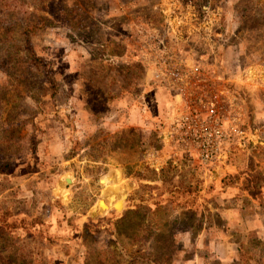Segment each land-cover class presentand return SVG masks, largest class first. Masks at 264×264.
I'll list each match as a JSON object with an SVG mask.
<instances>
[{
	"label": "rangeland",
	"instance_id": "374dc122",
	"mask_svg": "<svg viewBox=\"0 0 264 264\" xmlns=\"http://www.w3.org/2000/svg\"><path fill=\"white\" fill-rule=\"evenodd\" d=\"M139 30L227 40L249 139L223 165L161 141ZM0 229V264H264V0H0Z\"/></svg>",
	"mask_w": 264,
	"mask_h": 264
},
{
	"label": "built area",
	"instance_id": "2783aa9c",
	"mask_svg": "<svg viewBox=\"0 0 264 264\" xmlns=\"http://www.w3.org/2000/svg\"><path fill=\"white\" fill-rule=\"evenodd\" d=\"M179 27L167 23L165 32ZM139 33L143 39L135 48L150 82L175 102L164 121L161 141L195 158L204 170L223 165L231 151L241 149L249 139L239 95L227 86L219 67V53L227 40L217 32L218 45L206 41V53L196 55L181 50L186 40L168 39L155 30Z\"/></svg>",
	"mask_w": 264,
	"mask_h": 264
},
{
	"label": "trees",
	"instance_id": "16d2710c",
	"mask_svg": "<svg viewBox=\"0 0 264 264\" xmlns=\"http://www.w3.org/2000/svg\"><path fill=\"white\" fill-rule=\"evenodd\" d=\"M127 220V218H121L120 220H118L117 221V224L119 223V224H121V223H125V221ZM151 229L153 230H157L158 232H160L161 233V231H163L162 229V227L161 228H158V226L155 224V226L152 224V227H151ZM0 236L1 237H4L5 238V240L6 239H9L10 237H9V235L4 231V230H2V229H0ZM159 236H161V235H157V238L159 237ZM111 245H113V244H111ZM10 258H11V256H8V257H4L3 258V264H15L14 262H11V260H10ZM24 262H22L21 264H23ZM151 263H154V261H151V262H146V264H151Z\"/></svg>",
	"mask_w": 264,
	"mask_h": 264
},
{
	"label": "crops",
	"instance_id": "0c3cea01",
	"mask_svg": "<svg viewBox=\"0 0 264 264\" xmlns=\"http://www.w3.org/2000/svg\"><path fill=\"white\" fill-rule=\"evenodd\" d=\"M257 113H259L258 109H257Z\"/></svg>",
	"mask_w": 264,
	"mask_h": 264
}]
</instances>
